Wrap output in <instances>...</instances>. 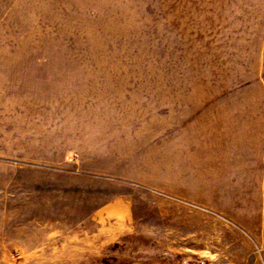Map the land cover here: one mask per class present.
Returning a JSON list of instances; mask_svg holds the SVG:
<instances>
[{"label": "rangeland", "instance_id": "374dc122", "mask_svg": "<svg viewBox=\"0 0 264 264\" xmlns=\"http://www.w3.org/2000/svg\"><path fill=\"white\" fill-rule=\"evenodd\" d=\"M0 264H264V0H0Z\"/></svg>", "mask_w": 264, "mask_h": 264}, {"label": "crops", "instance_id": "0c3cea01", "mask_svg": "<svg viewBox=\"0 0 264 264\" xmlns=\"http://www.w3.org/2000/svg\"><path fill=\"white\" fill-rule=\"evenodd\" d=\"M241 126H243L244 124L240 123ZM230 129H231V126H230Z\"/></svg>", "mask_w": 264, "mask_h": 264}]
</instances>
